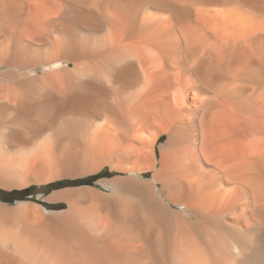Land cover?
Listing matches in <instances>:
<instances>
[{
    "label": "bare ground",
    "instance_id": "obj_1",
    "mask_svg": "<svg viewBox=\"0 0 264 264\" xmlns=\"http://www.w3.org/2000/svg\"><path fill=\"white\" fill-rule=\"evenodd\" d=\"M33 186L0 264H264V0H0V189Z\"/></svg>",
    "mask_w": 264,
    "mask_h": 264
},
{
    "label": "rangeland",
    "instance_id": "obj_2",
    "mask_svg": "<svg viewBox=\"0 0 264 264\" xmlns=\"http://www.w3.org/2000/svg\"><path fill=\"white\" fill-rule=\"evenodd\" d=\"M97 177H94L93 179H96ZM13 191H5L0 189V199L5 201L6 203H15L17 200L24 199L27 196H40L42 194H45V192L40 191L37 187L33 186L31 188L26 189L24 192H14ZM18 191V190H17ZM16 197V198H15Z\"/></svg>",
    "mask_w": 264,
    "mask_h": 264
},
{
    "label": "trees",
    "instance_id": "obj_3",
    "mask_svg": "<svg viewBox=\"0 0 264 264\" xmlns=\"http://www.w3.org/2000/svg\"><path fill=\"white\" fill-rule=\"evenodd\" d=\"M14 192H20V191H17V190H16V191H14ZM15 198H16V197H15Z\"/></svg>",
    "mask_w": 264,
    "mask_h": 264
}]
</instances>
